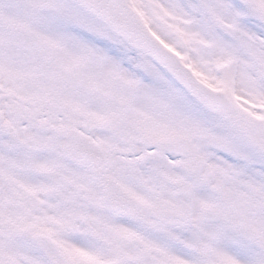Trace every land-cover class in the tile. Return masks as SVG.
Returning <instances> with one entry per match:
<instances>
[{
	"label": "snow or ice",
	"instance_id": "obj_1",
	"mask_svg": "<svg viewBox=\"0 0 264 264\" xmlns=\"http://www.w3.org/2000/svg\"><path fill=\"white\" fill-rule=\"evenodd\" d=\"M0 264H264V0H0Z\"/></svg>",
	"mask_w": 264,
	"mask_h": 264
}]
</instances>
